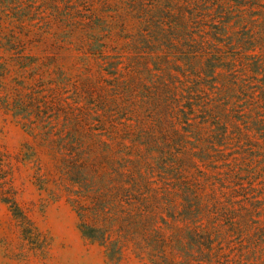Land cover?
<instances>
[{
    "label": "rangeland",
    "instance_id": "obj_1",
    "mask_svg": "<svg viewBox=\"0 0 264 264\" xmlns=\"http://www.w3.org/2000/svg\"><path fill=\"white\" fill-rule=\"evenodd\" d=\"M240 1L263 35L264 0ZM226 7V0H0V264H151L132 242L109 255L85 237L75 203L90 209L86 191L99 176L113 181L141 123L155 127L149 104L164 82L182 86L186 65L211 52L232 63L218 71L247 88L240 119L225 139L208 143L211 161L188 154L190 174L225 208L219 221L210 203L203 220L211 228L219 222L212 254L219 251L223 264H264V129L246 121L252 102L264 105V46L237 44L235 20L223 28ZM184 36L203 42L198 51L181 49ZM230 218L247 226L232 228Z\"/></svg>",
    "mask_w": 264,
    "mask_h": 264
},
{
    "label": "trees",
    "instance_id": "obj_2",
    "mask_svg": "<svg viewBox=\"0 0 264 264\" xmlns=\"http://www.w3.org/2000/svg\"><path fill=\"white\" fill-rule=\"evenodd\" d=\"M226 5L222 12L225 13L223 28L230 31L232 25L229 23L235 20L233 29L237 44H249L250 49L263 47L264 30L263 35H256L252 29L257 22L253 19L255 14L241 11L239 7L243 3L240 0H226ZM220 29L217 27L213 38ZM184 40L180 47L190 52L198 51L196 49L203 43L192 44L185 36ZM206 57L202 63L186 65L183 73L188 79L181 82L182 86L164 82L161 94L152 98L149 105L156 117L155 127L141 123L136 134L129 137L132 143L125 146L128 152L119 162L121 169L131 167L130 175L115 168L113 181L110 176H99L95 187L86 191L91 199L90 209L75 203L83 235L105 246L109 255L121 254L128 242H132L140 254L147 255L151 264H211L213 261L223 264L219 251L212 254L213 243L221 239L217 233L219 222L211 228L203 220L210 214V203L217 207L212 211L216 220L220 221L225 208L216 198L205 195L204 185L198 184L190 170L195 164L194 155L202 161H211L208 143L225 139L228 126L240 119L239 94L247 85L235 76L228 77L218 71L232 68L224 54L211 52ZM244 64L248 70L254 67L249 60ZM261 64L264 66V62ZM191 75L195 80H189ZM252 105L253 116L246 115V121H250L252 128L264 129V105L259 100ZM105 143L109 147L112 145L110 141ZM194 144L201 147L199 156L193 152ZM73 159L78 171L85 169L82 160ZM142 162L160 177L159 188H153L151 178L141 172ZM230 219L232 228L238 224L241 229L247 226L246 219ZM166 231L171 234L166 235ZM114 234L118 235L116 240L110 241ZM175 255L180 260L177 261Z\"/></svg>",
    "mask_w": 264,
    "mask_h": 264
}]
</instances>
